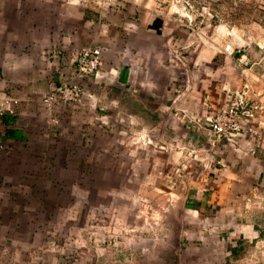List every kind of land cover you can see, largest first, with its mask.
Wrapping results in <instances>:
<instances>
[{"label":"crops","instance_id":"1","mask_svg":"<svg viewBox=\"0 0 264 264\" xmlns=\"http://www.w3.org/2000/svg\"><path fill=\"white\" fill-rule=\"evenodd\" d=\"M38 1H0V98L19 102L14 114L0 117V159L7 164L0 167L3 175L24 177L30 171L27 160L43 149L42 144L63 141L58 134L69 124L65 120L84 113L91 102H59L47 110L42 99L60 83L78 85L85 93L100 94L101 100H116L113 114L119 116L115 121L120 129L124 120L135 127L141 119L145 126L136 125V136L177 147L174 158L171 152L164 156L168 160L162 169L164 175H175L176 170L175 183L171 189H156L170 190L169 197L146 201L168 208L161 218L148 217L155 231L162 226V239L148 238L130 254L119 250L120 261L104 259L99 264H264V25L257 17L244 21L255 8L243 0L242 25H226L239 33L236 38L241 42L233 38L223 44L209 35L219 28L212 17L224 11L238 16L232 7L235 0H204L215 2L212 7L201 1L196 12L202 4L207 6L209 18L201 21L205 28L194 18L183 22L177 0H115V14L134 19L123 26V32L110 35L107 44L95 39L93 47L102 50L103 64L89 79L78 76L74 68V56L92 47L91 25L75 18L77 0L65 4V28L54 20L55 2ZM85 2L78 8L83 15L107 13V0ZM226 44L231 46L229 53L223 51ZM235 92H244L250 102L260 105L255 120L249 122L253 132L233 144L220 140L208 156L206 120ZM128 100L130 109L124 106ZM196 148L197 162L191 158ZM40 155L60 157L52 150ZM21 158L25 160L20 168L10 161ZM2 203L8 206L4 199ZM46 233L8 234L7 238L17 237L20 242L12 251L11 246L4 250L2 243L0 264H43L27 255L35 246L32 239L46 238Z\"/></svg>","mask_w":264,"mask_h":264},{"label":"rangeland","instance_id":"2","mask_svg":"<svg viewBox=\"0 0 264 264\" xmlns=\"http://www.w3.org/2000/svg\"><path fill=\"white\" fill-rule=\"evenodd\" d=\"M29 1L34 4L39 2ZM40 1L44 5L52 0ZM53 1L58 8L54 20L59 27L65 28V24L62 23L67 20L68 6L65 4L71 3V0ZM177 1L175 7L179 9L183 22L194 21L192 19L194 18L200 23L206 21V16L209 18L201 9L199 13L196 12L199 3L204 0H188L185 2L186 5L182 3L183 7L179 4V0ZM235 1L237 3H233L232 7L238 12V16L229 15L224 11L221 15L212 17L213 24H219V28L209 35L223 44L233 38L238 41L236 38L238 32L226 28L228 23L242 25L244 1ZM107 2L109 5L104 16L83 15V10L78 8L84 6L85 0H77L75 3L79 11V14H76L79 19L75 15L76 20L82 22L84 18V21L91 25V48H94L95 39L107 44V41L113 38L112 34L123 32L126 29L123 26L134 19L131 15L115 14L113 9L115 0H107ZM206 2L204 3L208 7L215 4L212 1L208 4ZM245 2V4L249 2L255 11L249 13L244 21L250 16L252 19L257 17L260 21H256L259 23L262 21L261 24L264 25V13H257V11L264 12V0H245ZM205 4L202 5L207 7ZM203 22L200 26L205 28ZM74 25L78 29V24ZM60 32L65 33L64 30ZM97 49L102 52L99 47ZM93 96L94 99L90 101L91 106L85 107L88 110L85 109L84 113H78L65 120L69 124L61 127L58 134L62 142L42 144L43 149L36 151L37 154L27 160V166L30 165L29 174L24 177L13 175V179L3 175L0 169V248H4L2 243H5L4 250L11 246L12 251L20 242L17 237L7 238L10 233L13 235L18 230L24 232L40 230L48 232L44 234L47 237L32 239L35 246H32L28 252L30 255H27L36 258V263L50 264L69 260L73 264L85 262L99 264L104 259L108 262L120 261V256L116 254L119 250L130 254L131 251H136V244L145 245V240L148 238L162 239V226L156 227L157 231H155L148 217L154 215L161 218L162 212L168 208L149 206L146 205V201L169 197L170 190L156 191V189L163 187L171 189L175 183L176 170L173 171L175 175H164L162 169L167 159L164 156L171 152L174 158L176 144L169 146L167 143L136 136L138 130L136 125L145 126L141 119H137L138 123H135V127L128 120H124L123 129H120L115 121L119 116L113 114L116 100L109 97L107 100H101L100 94ZM130 104L128 100L124 106L130 109ZM123 110L126 112L127 109ZM101 119L103 121H100ZM154 132L159 133L157 130ZM139 135L145 136V133ZM64 140L68 141L64 142ZM186 149L190 151V148ZM48 150L58 152L60 157L48 158L40 155V152L45 153ZM193 150L195 153L200 152L198 148ZM72 151L76 153L75 157L69 158V154L73 156ZM23 160L25 159L10 161L18 163L15 166L20 168ZM5 162L0 159V167L7 165ZM174 164L175 161L172 159L171 167ZM3 199L8 206L2 203ZM149 233L152 237H148Z\"/></svg>","mask_w":264,"mask_h":264},{"label":"built area","instance_id":"3","mask_svg":"<svg viewBox=\"0 0 264 264\" xmlns=\"http://www.w3.org/2000/svg\"><path fill=\"white\" fill-rule=\"evenodd\" d=\"M182 3L185 4V2ZM201 10L207 11L204 6L201 7ZM230 50L229 44L224 45L223 51L225 53H229ZM101 56V51L97 48L81 49L75 56L76 74L82 78H95L103 64ZM84 99L90 102L94 99L93 94L85 93L78 85L60 83L52 87L49 94L43 97L42 103L47 110H50L52 105L59 102L78 104L82 103ZM18 103V100L13 97L0 98V117L5 114H14ZM259 111L260 105L250 102L244 92L229 94L224 106L213 117L206 120L205 126L209 132V137L208 151L205 153L210 156V151L220 140L233 144L238 139L241 140V138L252 134L253 128L249 122L255 120ZM191 158L195 162L198 160L196 153L192 154ZM220 264L231 263L222 262Z\"/></svg>","mask_w":264,"mask_h":264}]
</instances>
